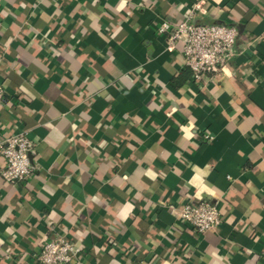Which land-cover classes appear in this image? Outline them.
<instances>
[{
  "label": "crops",
  "instance_id": "1",
  "mask_svg": "<svg viewBox=\"0 0 264 264\" xmlns=\"http://www.w3.org/2000/svg\"><path fill=\"white\" fill-rule=\"evenodd\" d=\"M0 144L26 132L34 172L1 175L0 264H264V0H0ZM234 25L235 55L192 78L163 20ZM206 135L211 136L210 139ZM217 202L204 233L179 218Z\"/></svg>",
  "mask_w": 264,
  "mask_h": 264
},
{
  "label": "built area",
  "instance_id": "2",
  "mask_svg": "<svg viewBox=\"0 0 264 264\" xmlns=\"http://www.w3.org/2000/svg\"><path fill=\"white\" fill-rule=\"evenodd\" d=\"M158 31L166 35L170 48L181 43L185 65L191 69L192 78L196 82L206 79L210 73L218 74L235 55L238 29L234 25L200 23L189 15L179 23L163 20ZM3 92L4 85L0 80V96ZM206 138L210 139L211 136L206 135ZM0 153L6 161L1 170L6 182L25 181L34 172V142L26 132L8 137L0 144ZM179 218L200 233L222 223L217 202L209 199L187 201L180 207ZM82 255L81 246L74 244L63 234H56L42 242L36 258L39 264H70Z\"/></svg>",
  "mask_w": 264,
  "mask_h": 264
}]
</instances>
